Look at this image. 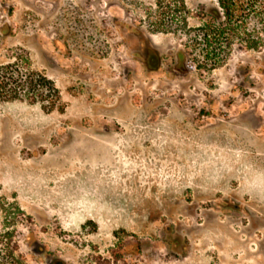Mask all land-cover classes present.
<instances>
[{"label":"rangeland","instance_id":"rangeland-1","mask_svg":"<svg viewBox=\"0 0 264 264\" xmlns=\"http://www.w3.org/2000/svg\"><path fill=\"white\" fill-rule=\"evenodd\" d=\"M175 1L0 0V264H264V45Z\"/></svg>","mask_w":264,"mask_h":264},{"label":"trees","instance_id":"trees-1","mask_svg":"<svg viewBox=\"0 0 264 264\" xmlns=\"http://www.w3.org/2000/svg\"><path fill=\"white\" fill-rule=\"evenodd\" d=\"M170 11L173 23L188 29V34L195 32L191 41L204 44L203 54L213 61L214 67L218 65L217 50L231 47L235 41L247 49L256 50L264 45V0H215L214 5L203 6L196 12L200 21L197 28L189 24L190 12L185 2L175 1ZM38 78L39 80L32 76L19 79L14 78L12 73L10 76L1 73L0 91L7 90L13 93L14 98L18 96V90L28 93L31 99L44 94H56L57 98L58 92L53 83L46 77ZM9 86L13 89L8 88Z\"/></svg>","mask_w":264,"mask_h":264},{"label":"flooded vegetation","instance_id":"flooded-vegetation-1","mask_svg":"<svg viewBox=\"0 0 264 264\" xmlns=\"http://www.w3.org/2000/svg\"><path fill=\"white\" fill-rule=\"evenodd\" d=\"M141 55L142 57H140V60L148 66V60L153 55H158V53L152 46L146 45V46H143V48L141 49Z\"/></svg>","mask_w":264,"mask_h":264}]
</instances>
